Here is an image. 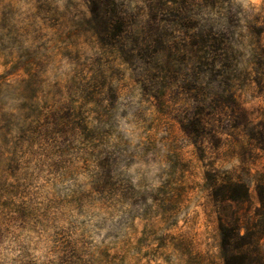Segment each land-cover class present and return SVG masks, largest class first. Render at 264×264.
I'll list each match as a JSON object with an SVG mask.
<instances>
[{
  "label": "rangeland",
  "instance_id": "obj_1",
  "mask_svg": "<svg viewBox=\"0 0 264 264\" xmlns=\"http://www.w3.org/2000/svg\"><path fill=\"white\" fill-rule=\"evenodd\" d=\"M261 181L264 0H0V264H225Z\"/></svg>",
  "mask_w": 264,
  "mask_h": 264
},
{
  "label": "trees",
  "instance_id": "obj_2",
  "mask_svg": "<svg viewBox=\"0 0 264 264\" xmlns=\"http://www.w3.org/2000/svg\"><path fill=\"white\" fill-rule=\"evenodd\" d=\"M256 192L259 206L256 208V219L254 221L248 218L246 224L240 221L232 225L226 224L223 221L220 223L222 245L227 249L225 264H248L252 251L260 246V239L264 233L263 181L257 183ZM214 194L225 199L236 200L247 198L249 196V188L243 182H232L223 179L221 184L215 189ZM242 227L245 228L244 233H241Z\"/></svg>",
  "mask_w": 264,
  "mask_h": 264
}]
</instances>
